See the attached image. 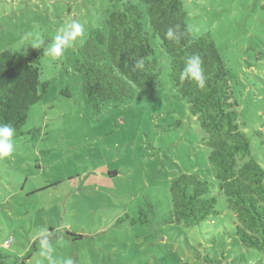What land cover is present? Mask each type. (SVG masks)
<instances>
[{
  "label": "rangeland",
  "instance_id": "1",
  "mask_svg": "<svg viewBox=\"0 0 264 264\" xmlns=\"http://www.w3.org/2000/svg\"><path fill=\"white\" fill-rule=\"evenodd\" d=\"M185 3L192 33L210 30L216 41L264 167V0ZM108 7L110 0H0V53L42 49L41 78L48 82L30 109L27 133L0 158V264H264V252L239 243L235 216L216 187L221 215L195 227L167 223L170 179L194 171L213 176L199 122L150 31L163 68L155 90L108 103L100 113L84 102L74 68L78 48L103 27ZM72 21L83 26L74 45L58 59L44 54ZM141 213L149 222L131 224Z\"/></svg>",
  "mask_w": 264,
  "mask_h": 264
},
{
  "label": "trees",
  "instance_id": "2",
  "mask_svg": "<svg viewBox=\"0 0 264 264\" xmlns=\"http://www.w3.org/2000/svg\"><path fill=\"white\" fill-rule=\"evenodd\" d=\"M110 1L100 23L103 27L89 31L78 48L74 68L82 75L84 102L100 113L108 103L121 104L140 90H155L163 68L153 55L150 31L169 57L168 76L175 90L199 122L201 143L210 149L213 176L202 178L194 171L170 179L167 223L195 227L221 215L219 198L213 193L216 187L235 216L233 228L241 246L264 252V167L253 153V134L245 130L248 121L237 108L228 66L211 31L192 33L185 0H138L144 8L132 0ZM169 27L176 29L174 40L165 36ZM196 54L203 60V88L190 79L180 80L186 60ZM42 56L43 50L35 47L27 55L0 53V124L15 129L13 139L27 133L23 127L30 109L47 89L48 82L41 78ZM141 215L131 224L149 222ZM121 222L119 218L117 223Z\"/></svg>",
  "mask_w": 264,
  "mask_h": 264
},
{
  "label": "clouds",
  "instance_id": "3",
  "mask_svg": "<svg viewBox=\"0 0 264 264\" xmlns=\"http://www.w3.org/2000/svg\"><path fill=\"white\" fill-rule=\"evenodd\" d=\"M175 33L176 29L169 27L165 36L169 40H174L176 39ZM82 34L83 26L79 22L72 21L57 33L49 46L44 49V54L57 59L62 57L65 49L73 46L77 38ZM137 63L139 64L140 62L138 61ZM186 78L194 81L198 87H204L203 60L199 54L192 55L186 60L183 71L180 73V80L184 81ZM14 135L15 129L10 124H0V158L10 157L13 154ZM66 264H72V260L69 259Z\"/></svg>",
  "mask_w": 264,
  "mask_h": 264
}]
</instances>
